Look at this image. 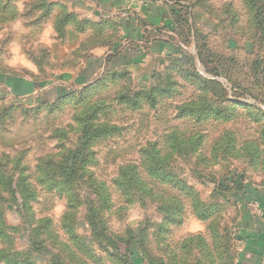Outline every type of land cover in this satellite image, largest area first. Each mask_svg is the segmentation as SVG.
Listing matches in <instances>:
<instances>
[{
  "label": "rangeland",
  "instance_id": "374dc122",
  "mask_svg": "<svg viewBox=\"0 0 264 264\" xmlns=\"http://www.w3.org/2000/svg\"><path fill=\"white\" fill-rule=\"evenodd\" d=\"M168 1L143 30L117 0H0V264H264V0ZM128 165L143 192L116 185Z\"/></svg>",
  "mask_w": 264,
  "mask_h": 264
},
{
  "label": "trees",
  "instance_id": "16d2710c",
  "mask_svg": "<svg viewBox=\"0 0 264 264\" xmlns=\"http://www.w3.org/2000/svg\"><path fill=\"white\" fill-rule=\"evenodd\" d=\"M174 1H176L177 7H178V11L177 12H182L183 9H185V8L188 9L189 8V6H187V5L186 6L182 5L180 0H174ZM189 20H191L190 17H189ZM191 21H190V23H191ZM192 23L197 24L196 21H193ZM120 28H121V26H120ZM115 55L116 54L109 55L106 58L107 64L113 69L118 68L119 65H123V64H118V65L112 64V59H113V57ZM97 117H98V115H97ZM89 127L90 126H85L84 133H90L91 129ZM83 146H85V144H83ZM148 147L150 149L152 148V152L148 151L149 148H147V149L145 148L144 151H143L144 156H145V162L147 164H151L149 166V169H147V172L151 176H153L155 179L159 180V177H161V175H160L159 171L157 170L156 166L158 165L157 163H158V157L160 155V151L156 147L155 144L154 145H149ZM149 155H151V156H149ZM72 158L76 159L75 153L72 154L71 157H69V159L67 160L66 164L65 163L61 164V166H60L61 167V171L57 175L58 180H55L56 183H58L60 185L67 184V185H64L63 188H67L68 185L72 184L71 183L72 180H74V178H72V176L68 175L67 172H66V169H69V163L68 162ZM74 162H75V160L72 161L71 165H73ZM124 170H126V172L122 171L121 174L118 176V178H116V180H115L116 185L118 187H120L122 190H126L128 192H132V189H136L137 192L142 191L141 185H142V183L144 181H143V179H141L139 171H137L138 170L137 165H128L127 167L124 168ZM7 179H8V182H5V184H8L9 182L13 181V179H15V178L8 177ZM63 188L60 190L61 193L67 191V189L63 190ZM36 196H37L36 190L34 188H32V189L29 190V192L27 194V199L28 200H34V199H36ZM12 197H13V200L16 201L17 203L20 201V198H18L17 195H13ZM0 200H4V198H2L0 196ZM22 203H23V201H22ZM93 203H95V202H93ZM24 206H26V205L24 204ZM97 212L98 211L92 205L91 208L89 209V212H88V215H87L86 218L89 221V225H90V227L92 229L93 237L95 235L94 239L98 242L102 238L103 241L105 242V245H107V243L112 242L113 240L110 237V235H108L106 233L107 227L105 226L104 221L97 217ZM0 215H2L1 212H0ZM53 227H54L53 220L51 218H47V228L48 229H51V228L53 229ZM67 229H68V226H66V224H65V231H67V233H72V231H75L74 230V226H72L71 229H68V230ZM58 238H59V236H58ZM36 244L39 245V246H37ZM32 245H33V248H36L35 250H37V248L41 247V244H39V243H37L35 241H32ZM131 253H132V251L130 252V254ZM52 258H53V260H52L51 264H66L65 261L61 258L60 254L52 253ZM4 259L5 258H2V261H4ZM149 264H150V261H149Z\"/></svg>",
  "mask_w": 264,
  "mask_h": 264
},
{
  "label": "crops",
  "instance_id": "0c3cea01",
  "mask_svg": "<svg viewBox=\"0 0 264 264\" xmlns=\"http://www.w3.org/2000/svg\"><path fill=\"white\" fill-rule=\"evenodd\" d=\"M117 3H118V6L120 4H122V3L126 4V5L128 4L127 6H129V4H131L134 7L133 9H135V11L137 12L138 16L142 17V19H143V22L141 24L142 28L145 25V27L148 28V29L150 28V24L154 25V26H157V27H161L164 24V21L167 22L168 13L165 10V8L169 7V6H173L172 5L173 3L169 2L168 0H126V3H125L124 0H117ZM131 5H130L129 8H132ZM123 10H126V7H124ZM127 11H129V10H127ZM129 13H130V11H129ZM153 14H157L158 15V17H157V18H159L158 22H153L151 20ZM138 20L141 22L140 19H138ZM126 21L131 22V23H130L129 26H126V27L124 26L123 27V32H122L123 33V37L129 38V40H132V41H134L136 43L138 42V39L136 38V36L138 37V35H139L140 38H142L143 36L145 37L146 32L143 31L144 28H143V30L140 31V28H141L140 24H137L136 22H134L135 20L133 21L131 19V16H130V19H129V16H128ZM155 38H160L161 40H163V38H161L159 36H157V37L155 36ZM162 42L164 43V45H170V44H167L166 42H164V40L160 41V43H162ZM157 43H159V42H157ZM131 45H133V44H131ZM137 45H139V46L137 47V46L133 45L132 47L134 49H137V52L139 54H141V52H143V48H142V46L140 44L137 43ZM155 45H157V44H155ZM132 47L129 46L128 52H129L130 49H133ZM164 49H165V46H164ZM128 52H127V50L123 51V53H124L123 57L126 58L128 56L127 55ZM104 56L105 55H103V59L105 58ZM131 63L132 62H130V61H124V62H122L120 64H124L122 67H126V66L132 65ZM133 64H138V65L142 64V65H144L143 60H140V61L135 62ZM98 67L99 66H97L96 69H95L94 68V64L89 63L88 65L85 66V68L81 72V74L78 75L75 78V81L76 82H81V83L82 82L83 83L89 82L92 79V77L94 76L93 74H97L96 70L98 69ZM246 262H248V259H247V257L244 254H242L241 255L240 264H245Z\"/></svg>",
  "mask_w": 264,
  "mask_h": 264
}]
</instances>
